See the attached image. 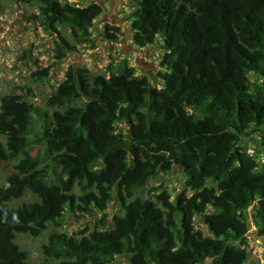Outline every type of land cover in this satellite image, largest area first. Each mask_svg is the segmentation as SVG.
I'll list each match as a JSON object with an SVG mask.
<instances>
[{
  "label": "trees",
  "instance_id": "1",
  "mask_svg": "<svg viewBox=\"0 0 264 264\" xmlns=\"http://www.w3.org/2000/svg\"><path fill=\"white\" fill-rule=\"evenodd\" d=\"M18 1L39 6L58 62L94 46L101 4ZM130 7L134 46L163 40L157 85L128 65L106 75L71 64L46 100L49 119L21 95L0 98V162L15 163L0 185V264H30L17 236L37 239L50 228L39 264H125L117 257L247 264L251 210L264 237V0H130ZM120 36L108 24L102 32L112 44ZM253 134L261 161L241 145ZM34 143L49 163L32 155ZM175 168L187 180L174 198L163 184L138 194ZM26 194L35 200L11 205ZM112 203L122 211L109 221ZM67 214L103 217L69 235L58 231Z\"/></svg>",
  "mask_w": 264,
  "mask_h": 264
},
{
  "label": "rangeland",
  "instance_id": "2",
  "mask_svg": "<svg viewBox=\"0 0 264 264\" xmlns=\"http://www.w3.org/2000/svg\"><path fill=\"white\" fill-rule=\"evenodd\" d=\"M80 6L98 3L103 6V14L98 18L92 31L95 39L94 46H78L77 51L69 52L61 62L55 58V36L47 32L41 23V15L38 5H28L18 0H0V98L12 92L21 95L41 109L48 119L54 109L46 106V100L51 96L55 88L64 80L69 65L76 68H85L91 74L108 75L109 68L113 67L121 72L124 66L134 67L136 74L147 76L154 85L156 78L162 71L161 62L164 58V43L159 38L155 45L143 49L133 44L131 26L128 21L131 12L130 0H78ZM119 27L121 36L118 43L112 44L102 37L106 25ZM65 36L70 37L67 31ZM58 63V64H55ZM50 67V75L44 79L34 77L33 74L41 69ZM37 126H34V140L39 139L41 118L37 117ZM124 128V125H120ZM31 153L40 155L44 159L42 165L49 163L43 154V146L33 144ZM244 145L257 159L262 160L260 137L258 134L243 139ZM15 163L13 161L0 162V185H5L7 178L12 175ZM54 177V174H50ZM186 174L175 168L172 173L160 176L149 182L139 191L143 197L149 196V191L163 184L174 198L185 186ZM35 198L26 194L11 205L18 206L25 202L34 201ZM119 206L112 203L109 211V221L115 214H120ZM250 232L247 235L249 260L247 264H264V237L258 235L259 223L253 210L248 214ZM101 215H90L85 219L76 215L67 214L66 223L60 232L69 235L79 234L86 226L95 227L102 219ZM56 229L50 228L37 238L18 235L16 243L29 254L30 264H39L44 261L42 246L47 241L50 232ZM128 264L126 257H117ZM210 262H207L209 264ZM47 264H59L51 259Z\"/></svg>",
  "mask_w": 264,
  "mask_h": 264
}]
</instances>
